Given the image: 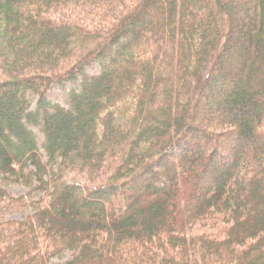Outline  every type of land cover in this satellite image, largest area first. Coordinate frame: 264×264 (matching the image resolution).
<instances>
[{
  "label": "trees",
  "instance_id": "1",
  "mask_svg": "<svg viewBox=\"0 0 264 264\" xmlns=\"http://www.w3.org/2000/svg\"><path fill=\"white\" fill-rule=\"evenodd\" d=\"M77 3L125 15L103 37L49 17ZM0 28V216L34 208L0 219V264H264V0H0Z\"/></svg>",
  "mask_w": 264,
  "mask_h": 264
},
{
  "label": "rangeland",
  "instance_id": "2",
  "mask_svg": "<svg viewBox=\"0 0 264 264\" xmlns=\"http://www.w3.org/2000/svg\"><path fill=\"white\" fill-rule=\"evenodd\" d=\"M124 15H125L124 7H122L121 5H117L116 7H114L112 11L110 10L107 13L105 12L100 13L98 9L94 10V7L89 3L88 4L77 3V4L68 5L67 7L62 9L52 11L49 17L61 22L78 25L81 28L89 30L94 34L103 37L114 27V25H116L117 21L121 19ZM243 17L246 18V15L244 14ZM7 51L8 50L6 44L3 43L0 33V83L11 80L10 78L11 76L8 74L5 65V56L7 54ZM82 53H84V51L79 52L77 56L74 59H72L67 66L63 67V69H67L76 61H78V56H80ZM101 70H102L101 64L98 62H93L89 66H86L85 73L88 76L95 77L101 73ZM81 81L82 78L79 76L76 83L66 82L64 85L54 84L46 94V98L48 102H50L53 105L64 107L65 109H69L70 108L69 101L71 97L70 93L73 90H75L76 92L79 91ZM25 97L30 102V111L34 112L37 108L38 96L32 94L31 92H26ZM27 127L34 133L40 152L44 157V161H46L47 157L45 150L43 148L45 143V137L43 132L41 131V128L39 126H35L32 124H27ZM56 170L57 168L55 169V171ZM29 171H31V168L26 170L25 173H28ZM107 171H108L107 169L102 170L98 175L89 176L86 171H80L79 169L77 170L66 169L63 173L64 175L63 181L69 185L80 184L83 186L93 187V185H97V183L107 178L106 175ZM56 176L59 177L58 175ZM94 178L95 179L101 178V179L100 181L96 180L97 182H93ZM38 186L39 183L37 181H33V187L36 188ZM2 187L7 191V193L11 197L15 199L26 197L30 193H33L32 188L25 186L21 182L18 183L8 182V181L2 182ZM43 198H46L45 191L36 192L32 196V198L29 199L33 202H36ZM33 213H34V208L27 207L23 211H14L2 217L0 216V219H5L7 221L10 220L20 221L26 218L27 216L32 215ZM72 256H73V252L66 251L62 257H55L51 261V263L64 264L65 262L69 261L72 258Z\"/></svg>",
  "mask_w": 264,
  "mask_h": 264
}]
</instances>
